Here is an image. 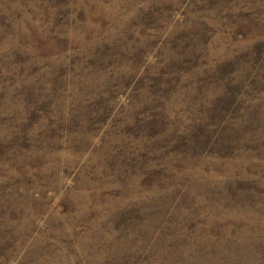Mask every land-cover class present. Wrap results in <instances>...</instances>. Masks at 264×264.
<instances>
[{"label":"rangeland","instance_id":"1","mask_svg":"<svg viewBox=\"0 0 264 264\" xmlns=\"http://www.w3.org/2000/svg\"><path fill=\"white\" fill-rule=\"evenodd\" d=\"M0 264H264V0H0Z\"/></svg>","mask_w":264,"mask_h":264}]
</instances>
